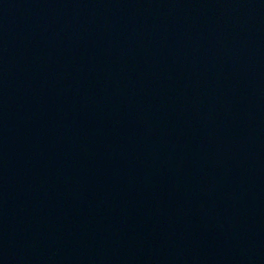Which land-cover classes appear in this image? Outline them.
Here are the masks:
<instances>
[{"label":"water","instance_id":"95a60500","mask_svg":"<svg viewBox=\"0 0 264 264\" xmlns=\"http://www.w3.org/2000/svg\"><path fill=\"white\" fill-rule=\"evenodd\" d=\"M0 264H264V0H0Z\"/></svg>","mask_w":264,"mask_h":264}]
</instances>
